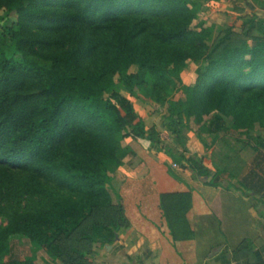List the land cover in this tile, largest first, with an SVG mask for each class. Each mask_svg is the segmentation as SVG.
Wrapping results in <instances>:
<instances>
[{
    "label": "trees",
    "instance_id": "1",
    "mask_svg": "<svg viewBox=\"0 0 264 264\" xmlns=\"http://www.w3.org/2000/svg\"><path fill=\"white\" fill-rule=\"evenodd\" d=\"M199 12L189 0H0V264H34L9 256L15 235L62 264H90L95 246L113 245L129 227L110 193L134 154L125 141L210 177L197 154L187 156L191 118L228 121L234 134L264 131V19L244 15L241 31L214 38L212 27L194 26ZM189 62L201 66L185 85ZM139 96L166 106L182 153L148 128ZM246 145L255 157L242 186L264 198V137ZM191 208V192L161 195L174 242L194 238ZM236 254L264 264L251 241Z\"/></svg>",
    "mask_w": 264,
    "mask_h": 264
},
{
    "label": "crops",
    "instance_id": "2",
    "mask_svg": "<svg viewBox=\"0 0 264 264\" xmlns=\"http://www.w3.org/2000/svg\"><path fill=\"white\" fill-rule=\"evenodd\" d=\"M250 6L264 15V5L261 9ZM125 145L131 147L134 154L128 156L123 168L113 175L112 187L118 199L115 202L124 206L129 227L113 245L104 246L107 254L101 258L113 256L110 250H119L118 259L124 256L136 264H244L236 250L247 240L264 257V198L261 194L243 186L210 184L192 171H174V176L169 168L173 162L165 154L149 152L135 141ZM188 148L191 149L190 144ZM254 157L253 152L251 163ZM251 163L245 175L252 170ZM218 176L223 179L222 175ZM181 192L192 193V208L187 219L194 238L174 242L161 210V195ZM122 250L125 251L123 256ZM93 255L94 263V259L100 257L97 253Z\"/></svg>",
    "mask_w": 264,
    "mask_h": 264
},
{
    "label": "rangeland",
    "instance_id": "3",
    "mask_svg": "<svg viewBox=\"0 0 264 264\" xmlns=\"http://www.w3.org/2000/svg\"><path fill=\"white\" fill-rule=\"evenodd\" d=\"M191 2L200 5L199 19L194 23L196 26L199 22L204 23L208 27L213 28V36L216 38L225 29L234 26L236 31H241L242 17L244 15H254L257 18L264 19V15L261 12L253 10L252 6L257 9H261L264 5V1L261 0H189ZM13 19L16 16L13 14ZM11 56H14L17 60H20V56L14 53V50L9 51ZM201 64H195L189 62L186 68L181 72V78L185 85L191 83L192 78L196 70ZM138 71L137 67H132L130 73ZM117 89L121 91L125 96H128V92L125 87L119 82ZM176 99H185L181 92L176 94ZM136 110L141 114L148 126V128L158 132L162 146L170 147L175 153H182L183 147L178 141L171 136L167 127V111L166 106H162L159 103H153L145 99L143 96H139L138 99L134 100ZM226 126H220L216 124L214 116L203 117L201 120L191 118L189 121V128L184 130V137L187 143V147L190 144L189 151L191 154H197L200 158L202 166L212 172L210 177H204L207 183L222 184L228 187L240 188L242 185V179L250 168L251 156L253 151L246 145V142L256 141L258 136L264 137V131L259 130L253 131L252 133H233L229 130L227 121ZM261 133V135H260ZM192 141V142H191ZM127 142L125 141L124 146ZM190 142V143H189ZM149 152L158 153L156 150H150ZM194 152V153H193ZM160 154H164L161 152ZM172 163L169 168L171 172L181 171L188 169L179 166L178 169L173 167ZM120 170V169H119ZM117 171L114 172V174ZM113 174V175H114ZM112 175V177H113ZM218 175H222L221 179ZM197 176V175H196ZM113 181V180H112ZM113 184L110 187V193L113 197L114 202L117 201V196L113 192ZM4 223V220L0 218V225ZM111 246V245H109ZM9 256H12L21 260H34V264H62L59 261L53 260V258L45 250H39L30 240L20 238L15 235L11 238L9 247ZM116 252V253H115ZM119 250H110L112 255L108 257H100L101 255L107 254L104 247L97 245L94 248V253H97L100 258L94 259L95 256L92 254L89 256L90 264H136L135 262L128 261L123 255L125 251H121L123 258L118 259ZM91 257V258H90Z\"/></svg>",
    "mask_w": 264,
    "mask_h": 264
},
{
    "label": "built area",
    "instance_id": "4",
    "mask_svg": "<svg viewBox=\"0 0 264 264\" xmlns=\"http://www.w3.org/2000/svg\"><path fill=\"white\" fill-rule=\"evenodd\" d=\"M173 167H174L175 169H178V168H179V166H178L177 164H174Z\"/></svg>",
    "mask_w": 264,
    "mask_h": 264
}]
</instances>
